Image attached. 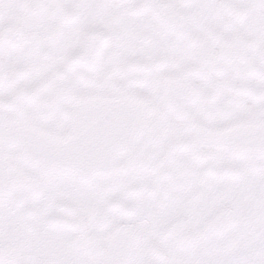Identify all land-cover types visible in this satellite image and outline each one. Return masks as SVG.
<instances>
[{"label": "snow or ice", "instance_id": "snow-or-ice-1", "mask_svg": "<svg viewBox=\"0 0 264 264\" xmlns=\"http://www.w3.org/2000/svg\"><path fill=\"white\" fill-rule=\"evenodd\" d=\"M0 264H264V0H0Z\"/></svg>", "mask_w": 264, "mask_h": 264}]
</instances>
